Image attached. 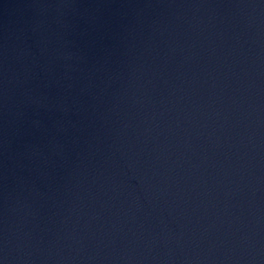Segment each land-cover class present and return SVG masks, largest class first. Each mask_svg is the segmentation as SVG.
Masks as SVG:
<instances>
[{"label": "water", "instance_id": "1", "mask_svg": "<svg viewBox=\"0 0 264 264\" xmlns=\"http://www.w3.org/2000/svg\"><path fill=\"white\" fill-rule=\"evenodd\" d=\"M0 112L212 264H264V0H0Z\"/></svg>", "mask_w": 264, "mask_h": 264}]
</instances>
